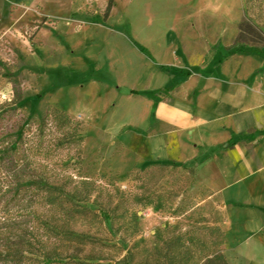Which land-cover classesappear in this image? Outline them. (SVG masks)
Masks as SVG:
<instances>
[{"label":"rangeland","instance_id":"374dc122","mask_svg":"<svg viewBox=\"0 0 264 264\" xmlns=\"http://www.w3.org/2000/svg\"><path fill=\"white\" fill-rule=\"evenodd\" d=\"M108 1L61 0V12L53 9L60 17L32 3L5 15L0 22V139L20 127L31 135L38 116L49 107L82 120L79 151L71 147L34 155L52 173L59 171L58 160L75 159L80 152V172L96 182L94 196L112 215V224L90 212L78 217L72 228L82 237L71 244L76 256L66 253L65 264H116L124 255L132 264H167L162 247L171 236L169 229L183 218L144 203L174 195L186 184V173L180 167L145 169L150 163L119 141L112 117L104 115L107 89L86 80L102 78L93 67L100 66L102 75L111 68L110 88L139 104L137 95L128 92L136 88L130 85L131 67L164 66L170 74L179 72V66H203L210 60L222 66L232 45L264 50V0H112L103 20ZM241 56L235 64L247 61ZM17 92L21 99L14 103ZM75 166L67 174L77 173ZM213 204L218 205L217 199ZM213 204L188 212L182 221L194 238L214 241L205 227Z\"/></svg>","mask_w":264,"mask_h":264},{"label":"crops","instance_id":"0c3cea01","mask_svg":"<svg viewBox=\"0 0 264 264\" xmlns=\"http://www.w3.org/2000/svg\"><path fill=\"white\" fill-rule=\"evenodd\" d=\"M60 2L0 0V22L31 3L60 17L53 11L61 12ZM229 55L222 66L210 60L170 74L161 66L131 67L130 85L136 88L129 90L136 92H128L139 104L110 88L111 68L103 75L100 66L91 68L102 78L91 75L86 83L107 89L104 115L112 117L119 141L141 161L195 168L208 198L218 201L228 264H264V50ZM237 55L247 61L235 64ZM163 87L167 95L153 106L152 92ZM127 99L130 103L122 102Z\"/></svg>","mask_w":264,"mask_h":264},{"label":"trees","instance_id":"16d2710c","mask_svg":"<svg viewBox=\"0 0 264 264\" xmlns=\"http://www.w3.org/2000/svg\"><path fill=\"white\" fill-rule=\"evenodd\" d=\"M111 7L112 0H109L103 20L109 16ZM242 49L250 51L252 47L232 45L228 53L234 54ZM12 79L18 85V80ZM167 93L166 87L153 91V106ZM17 94L14 103L21 99L20 93ZM82 124V120L66 111L49 107L38 116L31 135L25 136L23 127H20L0 139V264H65L66 253L76 256L74 250L69 249L71 244L79 242L82 237L72 228L78 217L90 212L105 224H112L108 206L94 196L98 190L96 182L80 172V152L75 159L65 157L58 160V172L51 173L49 166L39 163V159L34 160V155L48 156L50 152L71 147L79 151L83 141ZM46 136H50L47 141ZM27 142L30 146L25 148ZM74 164L77 173L67 174ZM166 167H180L186 173V184L179 186L174 195L157 201L147 199L144 204L169 216L183 218L169 229L171 236L162 247L167 264H228L223 252L225 235L219 225V210L217 204H213L215 199L208 198L211 193L197 182L193 167L154 162L145 169ZM209 204H213L210 205L212 218L210 221L208 218L205 227L214 241L205 242L202 236L194 238L192 228H184L182 221L188 212ZM136 214L132 212L131 217L136 219ZM116 264L132 263L128 255H124ZM155 264L163 263L158 261Z\"/></svg>","mask_w":264,"mask_h":264}]
</instances>
